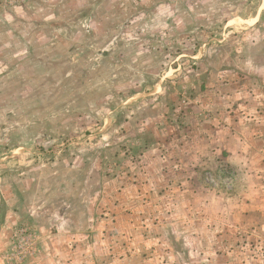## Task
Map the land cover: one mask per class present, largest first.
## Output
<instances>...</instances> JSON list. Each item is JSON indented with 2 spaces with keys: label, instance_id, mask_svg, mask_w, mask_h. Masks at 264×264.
Masks as SVG:
<instances>
[{
  "label": "rangeland",
  "instance_id": "rangeland-1",
  "mask_svg": "<svg viewBox=\"0 0 264 264\" xmlns=\"http://www.w3.org/2000/svg\"><path fill=\"white\" fill-rule=\"evenodd\" d=\"M231 84L264 98V0H0V264H47L36 256L53 233L81 261L112 258L102 196L150 182L167 150L178 161ZM236 175L196 171L195 191L229 196L250 179ZM245 206L225 201L218 226L259 227L231 217ZM224 238L231 264H264L260 229Z\"/></svg>",
  "mask_w": 264,
  "mask_h": 264
},
{
  "label": "crops",
  "instance_id": "crops-1",
  "mask_svg": "<svg viewBox=\"0 0 264 264\" xmlns=\"http://www.w3.org/2000/svg\"><path fill=\"white\" fill-rule=\"evenodd\" d=\"M254 87L241 93L238 85L231 84L220 93L222 99L214 102L211 120L197 118V131H188L178 144L176 155L181 163L177 171L173 163L178 161L171 160L172 154L169 156L167 150V162L158 166L163 165L165 170L153 175L150 182L140 179L119 183L112 195L102 196L107 207L101 213L113 215L118 224L101 228L102 238L114 244L107 245L109 256L113 257L101 264H231L232 244L226 247L231 241L225 235L254 234L256 229L264 234V98L259 99ZM241 122L247 132L241 129ZM153 151L149 162L152 156L162 153ZM205 169H224L230 176L245 172L250 179L233 182L229 196L211 198L213 192L209 189L201 187L195 191L197 180L193 173ZM159 175L167 178L160 180ZM127 189L132 191L131 197L127 196ZM229 200L246 205L232 218L255 219L260 226H241V222L231 223L228 229L218 226V219L225 220L223 208ZM139 203H143L141 208ZM191 205L194 212L198 209L197 216L189 214ZM150 207L155 209L145 214L142 209L147 211ZM41 239L44 242L36 256L40 258L37 263L42 258L47 264H89L92 260L88 252L84 261L79 260L74 244H69L63 234L53 233Z\"/></svg>",
  "mask_w": 264,
  "mask_h": 264
}]
</instances>
